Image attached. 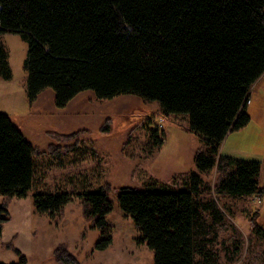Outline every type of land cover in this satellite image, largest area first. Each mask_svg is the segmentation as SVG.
Listing matches in <instances>:
<instances>
[{
	"label": "trees",
	"instance_id": "trees-1",
	"mask_svg": "<svg viewBox=\"0 0 264 264\" xmlns=\"http://www.w3.org/2000/svg\"><path fill=\"white\" fill-rule=\"evenodd\" d=\"M7 32L28 41L31 102L50 88L63 108L90 90L98 99L132 94L159 102L167 115H189L190 131L204 144L194 157L197 170L180 176L181 187L123 188L119 203L140 234L139 244L153 251L154 264H208L207 258L197 260L204 254L202 218L208 211L219 221L220 212L215 202L203 203V193L264 195L259 161L221 153L227 135L249 124L250 90L264 74V0H0L2 79L13 77L2 40ZM163 135L152 129L158 149ZM44 152L0 112V195L7 201L26 197L34 181L33 156ZM215 167L219 178L212 186L204 175ZM78 196L101 234L95 248H108L113 226L107 192ZM72 200L64 191L34 193L36 211L50 216H59ZM6 213L1 204L0 237L10 219ZM54 256L60 264H79L64 244Z\"/></svg>",
	"mask_w": 264,
	"mask_h": 264
},
{
	"label": "rangeland",
	"instance_id": "rangeland-1",
	"mask_svg": "<svg viewBox=\"0 0 264 264\" xmlns=\"http://www.w3.org/2000/svg\"><path fill=\"white\" fill-rule=\"evenodd\" d=\"M2 40L13 77H0V112L7 113L45 152L33 156L34 181L26 197L7 201L0 195V205H6L10 217L2 223L0 263L60 264L54 249L64 244L79 264H154L153 251L139 244L140 234L132 218L120 207L119 193L123 188L152 189L161 183L181 187L180 176L197 170L194 157L204 144L190 131L189 115H167L159 102L132 94L98 99L90 90L63 108L55 105L50 88L31 102L25 67L28 41L13 32L3 33ZM250 102L252 122L230 132L221 153L259 161V181L263 185L264 104ZM155 128L164 131L160 149L152 137ZM75 132V137L61 138ZM217 169L204 175L212 186L219 178ZM99 189L107 192L112 206L108 220L113 226V243L104 250L95 248L101 234L85 215L78 196ZM55 191L72 193L73 200L59 216L37 212L34 193ZM202 200L216 203L220 220L214 221L210 212H204L206 233L200 239L204 254H198L197 260L207 258L208 264H264V195L217 196L211 189L203 193Z\"/></svg>",
	"mask_w": 264,
	"mask_h": 264
},
{
	"label": "crops",
	"instance_id": "crops-1",
	"mask_svg": "<svg viewBox=\"0 0 264 264\" xmlns=\"http://www.w3.org/2000/svg\"><path fill=\"white\" fill-rule=\"evenodd\" d=\"M250 99V104H264V74L252 85L250 90ZM247 112L249 114H253L254 112L253 107L251 105L249 106V104L247 105ZM250 117V122H252L253 117L251 115Z\"/></svg>",
	"mask_w": 264,
	"mask_h": 264
},
{
	"label": "built area",
	"instance_id": "built-area-1",
	"mask_svg": "<svg viewBox=\"0 0 264 264\" xmlns=\"http://www.w3.org/2000/svg\"><path fill=\"white\" fill-rule=\"evenodd\" d=\"M248 102H250V97H249V99H248L247 103H248Z\"/></svg>",
	"mask_w": 264,
	"mask_h": 264
}]
</instances>
